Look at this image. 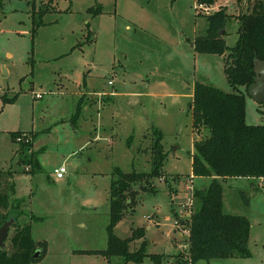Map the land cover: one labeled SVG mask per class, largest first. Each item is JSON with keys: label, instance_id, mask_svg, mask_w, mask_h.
Returning <instances> with one entry per match:
<instances>
[{"label": "rangeland", "instance_id": "rangeland-1", "mask_svg": "<svg viewBox=\"0 0 264 264\" xmlns=\"http://www.w3.org/2000/svg\"><path fill=\"white\" fill-rule=\"evenodd\" d=\"M0 1V169L12 172L2 171L0 182L4 190L13 185L22 198L21 221H30L35 239L46 241L45 253L32 264H155L148 257L125 263L121 255L108 261L95 251L107 245L113 169L150 170L153 126L163 134L168 180L142 177L134 183L133 201L113 231L126 237L132 226L143 228L128 248L144 239L146 251L165 254L163 264L179 251L190 258L180 247L186 233L176 225L184 218L181 203L188 184L198 188L210 180L188 178L193 138L208 133L192 131L193 84L233 90L223 70L228 51H195L188 41L206 28V13L193 7L199 0ZM253 1L211 2V11L223 6L233 15L225 28L227 45L237 39V15L249 11ZM40 5L48 10L32 35V13ZM239 88L246 121L264 123V103ZM13 130L33 133L39 168H25L26 153L12 139ZM60 164L66 172L56 178L53 169ZM249 180H222L224 211L249 218V254L189 259L188 264H264V178ZM12 232L11 225L4 240L8 251Z\"/></svg>", "mask_w": 264, "mask_h": 264}, {"label": "trees", "instance_id": "trees-1", "mask_svg": "<svg viewBox=\"0 0 264 264\" xmlns=\"http://www.w3.org/2000/svg\"><path fill=\"white\" fill-rule=\"evenodd\" d=\"M199 1L211 3L214 0ZM47 10L48 7L42 5L33 10L32 35L43 23L42 16ZM97 10H101L100 6ZM204 15L206 28L204 33L194 36L193 48L195 51L218 54L228 51L223 70L233 90L225 91L202 81L193 84L189 100L192 131L199 134L205 128L208 133L204 137L193 138L195 150L191 152V172L193 175L209 176L210 180L202 187H194V205L189 224L190 258H185L179 251L170 264H188L189 259L193 263L199 258L247 256L249 218L245 214L224 211L222 180L228 177H246L250 180L264 178V123L246 121L245 94L239 88L242 85L247 90L253 81L254 59H264V0H254L249 11L237 15L238 36L232 45L226 44L224 35L233 15L223 6ZM78 110L79 106L76 113ZM261 111L264 112V109ZM152 132L149 171L113 169L115 176L111 178L109 187L107 245L95 250L106 256L108 261L113 255H121L125 263L140 262L146 257L155 264L164 263L165 254L146 251L144 239L135 249L128 248L129 241L143 235V228L132 226L131 234L126 237H119L113 231V226L133 201L136 193L134 183L142 180V177L144 182L157 176L168 180L162 168L167 155L161 142L163 134L155 126ZM10 134L24 148L26 154L22 153L25 158L21 160H26L29 170L39 168L31 149L33 133L13 130ZM143 187L146 188L145 185ZM13 188L10 185V189L4 190L0 182V225L9 217L14 219L13 232L9 237L12 250L0 247V264H32L45 253L46 241L36 240L32 236L30 221H21L20 217L24 214L22 198L13 195ZM29 217L32 219L35 216Z\"/></svg>", "mask_w": 264, "mask_h": 264}, {"label": "built area", "instance_id": "built-area-1", "mask_svg": "<svg viewBox=\"0 0 264 264\" xmlns=\"http://www.w3.org/2000/svg\"><path fill=\"white\" fill-rule=\"evenodd\" d=\"M193 7L196 10H202L206 14L210 13V12H213V11L210 10L213 7L211 3L195 1L194 4H193ZM108 82H111V80H109ZM34 94H35V96L39 95V93H37V92H35ZM25 168L26 169L29 168L28 164L25 166ZM65 172H66V166L64 164H60V165H58L57 167H55L53 169V173H54V176L56 178L63 177ZM193 176L194 175L192 174V172L188 175V178H189L190 181H192V177ZM186 187H187L186 188L187 198H186L185 201H183L181 203V206H182L181 215L184 218L181 217V220H180L181 223H179L178 220H177V224H176L178 226L181 234L182 233H186L185 244L180 246V247H182V249H185L184 252H188V247H189V234H190L189 224H190V216H191V213L193 211V201H194V186L192 184H188ZM185 220L188 222L187 228H183V225H182L183 223L185 224Z\"/></svg>", "mask_w": 264, "mask_h": 264}, {"label": "water", "instance_id": "water-1", "mask_svg": "<svg viewBox=\"0 0 264 264\" xmlns=\"http://www.w3.org/2000/svg\"><path fill=\"white\" fill-rule=\"evenodd\" d=\"M253 71V81L248 85L247 91L256 101L264 103V59H254ZM13 221V217H9L0 225V247H4L5 237ZM34 254L36 255L37 251Z\"/></svg>", "mask_w": 264, "mask_h": 264}, {"label": "crops", "instance_id": "crops-1", "mask_svg": "<svg viewBox=\"0 0 264 264\" xmlns=\"http://www.w3.org/2000/svg\"><path fill=\"white\" fill-rule=\"evenodd\" d=\"M126 26H128V24H126ZM188 41H190L191 42V44H190V46H192V48H193V42H192V40H190L189 38H188ZM194 49V48H193ZM109 80H111V79H108L107 80V84H109V85H111V86H113V84H114V81H112L111 80V82H108ZM112 89V91H111V93H113V94H116V93H118L117 91H116V89L114 90V88H111ZM192 91H193V88H192ZM191 96H192V93H191ZM191 98V97H190ZM100 103H101V99H100ZM97 136V134L94 136V138ZM0 170H2V171H6L5 173H9L10 172V174L12 173L11 172V170H4V169H0ZM195 176V175H194ZM193 176V177H194ZM246 178V177H245ZM250 182V184H252V182H251V180H249ZM16 191H15V189L13 188V195L14 196H16V197H20V196H18L16 193H15ZM31 231H32V225H31ZM32 236H33V231H32ZM34 237V236H33ZM35 238V237H34ZM170 259H171V257H170ZM170 259H169V261H170ZM168 261V262H169ZM171 262V261H170Z\"/></svg>", "mask_w": 264, "mask_h": 264}]
</instances>
